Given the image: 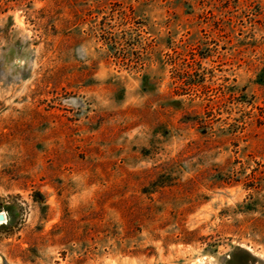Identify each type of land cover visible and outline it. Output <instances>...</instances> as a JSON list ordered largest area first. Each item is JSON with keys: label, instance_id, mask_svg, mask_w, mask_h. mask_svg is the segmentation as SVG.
<instances>
[{"label": "rangeland", "instance_id": "rangeland-1", "mask_svg": "<svg viewBox=\"0 0 264 264\" xmlns=\"http://www.w3.org/2000/svg\"><path fill=\"white\" fill-rule=\"evenodd\" d=\"M0 264H264V0H0Z\"/></svg>", "mask_w": 264, "mask_h": 264}, {"label": "water", "instance_id": "water-1", "mask_svg": "<svg viewBox=\"0 0 264 264\" xmlns=\"http://www.w3.org/2000/svg\"><path fill=\"white\" fill-rule=\"evenodd\" d=\"M5 216L3 214H0V222H4Z\"/></svg>", "mask_w": 264, "mask_h": 264}]
</instances>
